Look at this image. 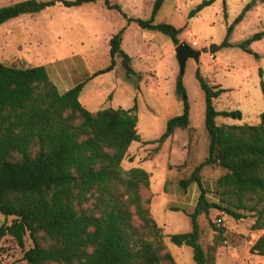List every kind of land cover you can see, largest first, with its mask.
I'll return each mask as SVG.
<instances>
[{
  "label": "trees",
  "instance_id": "1",
  "mask_svg": "<svg viewBox=\"0 0 264 264\" xmlns=\"http://www.w3.org/2000/svg\"><path fill=\"white\" fill-rule=\"evenodd\" d=\"M56 1L70 7L97 0H18L0 5V24ZM101 1L126 23L178 42L180 28L153 22L162 0H153L147 19L126 16L118 4ZM213 1L202 0L188 14ZM256 1L246 2L226 26L223 45L232 26ZM123 31L121 27L108 38V63L63 92L49 80L43 65L0 61V213L12 216L8 224L0 225V240L8 236L26 264H175L150 212L149 173L138 166H121L130 143L139 140L135 105L90 111L78 101L85 82L112 70L118 60L126 75L134 73L130 56L121 48ZM263 35L254 32L238 46L256 57L249 44ZM194 76L204 96L206 156L178 181L181 188L194 183L199 191L187 214L190 228L171 233L168 239L189 246L195 264H211L220 240L202 248L197 216L209 208L233 219L249 213L254 216L251 228L261 232L248 252L264 256V109L256 124H216L217 116L238 120L241 112L214 109L212 100L224 89L208 84L198 69ZM258 83L264 101V83L261 79ZM175 92L180 112L167 119L160 141L188 125L187 97L179 76ZM205 165L223 169L208 189L198 175ZM206 192L214 199H206ZM25 236L30 246L24 249Z\"/></svg>",
  "mask_w": 264,
  "mask_h": 264
},
{
  "label": "rangeland",
  "instance_id": "2",
  "mask_svg": "<svg viewBox=\"0 0 264 264\" xmlns=\"http://www.w3.org/2000/svg\"><path fill=\"white\" fill-rule=\"evenodd\" d=\"M15 1L18 0H0V5ZM201 1L162 0L153 16V22L180 28L176 36L178 42L184 41L192 49L206 48L210 43L220 45L212 53L200 52L197 61L186 58L182 73H179L173 50L176 44L168 36L141 29L133 22L126 23L119 12L106 8L101 0L70 7L56 1L41 11L22 14L0 24V60L4 64L46 62L53 65L57 61L67 64L71 60L90 70L108 63V38L124 27L121 48L130 56L134 73L126 75L118 60L112 72L103 74L99 81L97 97L104 102L103 107L112 97L118 107L135 105L139 140L129 145L121 166H138L149 171L150 212L161 228L162 242L175 264H195L191 248L173 244L168 235L190 228L187 214L193 209L197 187L190 183L181 188L178 181L186 179L206 156L208 141L203 125V91L194 71L198 69L208 84L224 89L212 100L214 109L241 112L238 120L217 116L216 124H256L264 109L258 83L259 79L264 83V35L249 44L256 57L238 46L252 33L264 32V0H257L232 26L226 45L222 44L226 26L249 0H214L189 15ZM109 2L118 4L126 16L147 19L153 0ZM178 76L187 97L188 125L174 129L160 141L158 137L167 119L180 112V100L175 92ZM222 172L219 167L205 165L198 175L208 189L209 183ZM206 195L213 199L211 192ZM11 219V215L0 213V225L8 224ZM253 221L254 216L249 213L241 219H233L215 208L197 216L202 248L206 250L213 239L220 240L211 264H264V256L248 252L261 232L251 228ZM209 223L221 231L220 236ZM28 246L30 241L25 236L23 248ZM0 264H26L21 260V249L8 236L0 240Z\"/></svg>",
  "mask_w": 264,
  "mask_h": 264
},
{
  "label": "crops",
  "instance_id": "3",
  "mask_svg": "<svg viewBox=\"0 0 264 264\" xmlns=\"http://www.w3.org/2000/svg\"><path fill=\"white\" fill-rule=\"evenodd\" d=\"M171 50H172V47H171ZM0 61L2 62V60H0ZM79 61H80V59H79ZM7 63H9V62H7ZM30 65H43L45 70H46V73L48 75L49 80L52 82V84L55 86V88L59 92L65 91L66 89L70 88L75 83H77L78 81H81V80L85 79L86 77H88L91 74V72L94 71V70H90L84 64L76 65V64L72 63L71 60L69 62H67V64L57 61V63L53 64V65H48L46 62L33 63ZM111 72H112V70L101 73V74L94 76L93 78H91L85 82V84L83 85L82 90L78 96V101L80 102V104L85 109L93 111V110H96L100 107H103V105H105L104 102L102 101V99H100V97H97V94L100 92V88L97 87V85L99 84V81L103 78V76H104L103 74H107V73H111ZM113 100L114 99L112 97V99L109 101L108 105L111 107H114V108L118 107V104L113 103ZM128 149H129V147H128ZM146 171L149 173L148 170H146ZM198 192L199 191L197 188V195H198ZM197 195H196V197H197ZM205 197L208 200L214 199V196H213V199L212 198L210 199L206 195V193H205Z\"/></svg>",
  "mask_w": 264,
  "mask_h": 264
},
{
  "label": "water",
  "instance_id": "4",
  "mask_svg": "<svg viewBox=\"0 0 264 264\" xmlns=\"http://www.w3.org/2000/svg\"><path fill=\"white\" fill-rule=\"evenodd\" d=\"M220 47V45H215L213 43H210L206 48L201 47L200 49H192L190 45H188L184 41H179L174 46V54L176 61L178 63L179 73H182L183 66L186 58L190 57L193 58L195 61H197L198 56L200 55V52H208L212 53L215 50H217Z\"/></svg>",
  "mask_w": 264,
  "mask_h": 264
},
{
  "label": "built area",
  "instance_id": "5",
  "mask_svg": "<svg viewBox=\"0 0 264 264\" xmlns=\"http://www.w3.org/2000/svg\"><path fill=\"white\" fill-rule=\"evenodd\" d=\"M192 44H195V41H192Z\"/></svg>",
  "mask_w": 264,
  "mask_h": 264
}]
</instances>
